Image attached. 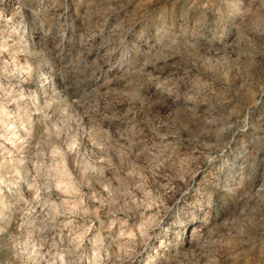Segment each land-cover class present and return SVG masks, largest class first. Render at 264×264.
Returning <instances> with one entry per match:
<instances>
[{
    "label": "clouds",
    "instance_id": "obj_1",
    "mask_svg": "<svg viewBox=\"0 0 264 264\" xmlns=\"http://www.w3.org/2000/svg\"><path fill=\"white\" fill-rule=\"evenodd\" d=\"M57 2L29 7L17 0L11 16L0 7V264H137L175 204L167 136L158 147L142 138L140 126L157 91L196 99L179 64L175 74L167 64L196 45L160 18L146 29L127 12L110 25L104 19L136 0H87L89 21L101 16L103 23L77 41L47 15ZM223 3L240 19L244 64L264 71V0ZM50 36L60 43L50 46ZM69 43L73 53L58 62L57 49ZM40 78L55 85L47 99L25 87ZM117 104L125 105L122 112ZM234 193L225 219L209 206L190 246L186 239L166 245L141 264H240L244 248L264 264V173Z\"/></svg>",
    "mask_w": 264,
    "mask_h": 264
},
{
    "label": "rangeland",
    "instance_id": "obj_2",
    "mask_svg": "<svg viewBox=\"0 0 264 264\" xmlns=\"http://www.w3.org/2000/svg\"><path fill=\"white\" fill-rule=\"evenodd\" d=\"M24 2L36 7L39 0ZM16 5L17 0H5L0 7L5 16H11L19 11ZM88 11L87 0H58L47 15L55 16L61 31L66 30L78 41L81 33L91 32L97 24L103 23L101 16L90 22ZM126 12L132 20L140 19V26L145 29L158 23L157 18L163 19L173 33L187 36L196 45L167 61L172 74L179 64L180 75L189 78L192 91L197 93L196 99L189 102L179 92L168 95L157 91L148 101L152 107L143 116L144 123L140 126L142 138L155 141L158 147L159 137L167 136L165 143L171 160L165 171L170 178L174 177L175 188V193H169L175 201L172 211L164 217L151 247L137 261L141 264L149 252L155 253L158 249L162 253L166 245L173 246L186 239L190 246L194 230L203 226L209 206L213 216L225 219L235 207L234 189L248 187L264 173V95L260 94L264 91V71H255V66L244 64L245 57L241 53L246 45L236 28L240 19L223 0H136L129 9H116L104 19L110 25L113 20L124 18ZM23 14L32 20L28 9ZM42 32L43 29L38 31L37 39H45ZM143 34L141 31L140 35ZM47 39L50 46L60 43L55 36ZM90 43L96 47L95 40ZM57 51L61 52L59 62L63 56H71L73 44L69 43L66 51L61 45ZM258 63L264 67V56L258 58ZM60 67L63 68L62 62ZM43 71L47 73L48 68ZM164 75H169V69H165ZM116 83L113 81L109 87ZM54 86L49 78L25 85L35 88L43 99L51 95ZM100 91L107 89L101 87ZM100 103L103 111L104 100ZM116 108L122 112L125 105L117 104ZM172 203L170 201V205ZM241 251L246 259L240 264H255V249Z\"/></svg>",
    "mask_w": 264,
    "mask_h": 264
},
{
    "label": "bare ground",
    "instance_id": "obj_3",
    "mask_svg": "<svg viewBox=\"0 0 264 264\" xmlns=\"http://www.w3.org/2000/svg\"><path fill=\"white\" fill-rule=\"evenodd\" d=\"M192 237V236H191Z\"/></svg>",
    "mask_w": 264,
    "mask_h": 264
}]
</instances>
